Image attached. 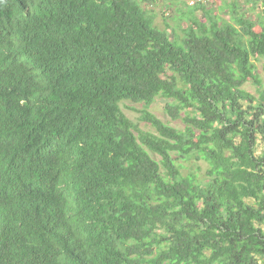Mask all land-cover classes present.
Returning a JSON list of instances; mask_svg holds the SVG:
<instances>
[{"label": "trees", "instance_id": "trees-1", "mask_svg": "<svg viewBox=\"0 0 264 264\" xmlns=\"http://www.w3.org/2000/svg\"><path fill=\"white\" fill-rule=\"evenodd\" d=\"M145 1L0 0V259L264 264V0Z\"/></svg>", "mask_w": 264, "mask_h": 264}, {"label": "rangeland", "instance_id": "rangeland-1", "mask_svg": "<svg viewBox=\"0 0 264 264\" xmlns=\"http://www.w3.org/2000/svg\"><path fill=\"white\" fill-rule=\"evenodd\" d=\"M143 1V0H142ZM190 0H148L147 2L145 1V5L146 7H143L147 12L149 11V13L154 17V25L155 27L159 28L160 30H163L165 28L164 25V21H167L168 27L166 28V33L168 36H172L173 32H174V28H175V24L173 19H171V16H176L175 15V9H177V7L181 4H183V8L184 10H189V6L187 5V3H189ZM225 1H231V0H225ZM245 0H236V2H238L239 6L242 7V11H246V5ZM172 2V3H171ZM222 2V0H211L210 3L207 4V6H205L207 9L213 7L214 13H217L218 16L222 17L224 20H228L229 16L224 13V11H218L216 10V8L219 6H222V4H220ZM177 6V7H176ZM167 7V10H165V8ZM257 13V10H255ZM254 12H248V16L250 13V18H255ZM195 15L197 16V18L200 19V21H204V17L203 14L201 13L200 10L195 12ZM187 22H184L183 24H181L180 28L176 29V34L178 36H182V27L186 26ZM253 64L255 65L254 69L256 74H258L259 78L261 79L262 82V87L264 88V69H262L263 67V63L261 60L257 59H253L252 60ZM244 89L251 93L256 95L257 94V86H255L252 82L251 83H247L244 86ZM124 106V113L127 116V118H129L133 123L136 124V122H138L139 120V110L142 109L141 104H135V103H130V102H126L123 104ZM149 111L154 114L156 117H158L159 119H161L164 123H166L167 125L173 127V128H182V123L180 120H174V119H170L164 112V101L161 99H156L154 104L149 108ZM138 128L141 131L144 132H152V129L141 122H138ZM264 150V143L262 141H260L256 147V153L257 155H259L262 151ZM154 159L159 160V158L152 156ZM184 168L182 170L183 174H194L196 176H198L199 178H202L203 176H205V170L207 168V165L205 162L203 161H197L195 159H191L190 161H186V163H183Z\"/></svg>", "mask_w": 264, "mask_h": 264}, {"label": "clouds", "instance_id": "clouds-1", "mask_svg": "<svg viewBox=\"0 0 264 264\" xmlns=\"http://www.w3.org/2000/svg\"><path fill=\"white\" fill-rule=\"evenodd\" d=\"M196 1H199V0H190L188 4L193 5L194 2H196ZM203 1H204L205 3H207V2H211V0H203ZM3 247H4V246H1V249H2ZM11 259H12V256L6 257V255H5V256H3V259H0V264H10V263H11Z\"/></svg>", "mask_w": 264, "mask_h": 264}]
</instances>
